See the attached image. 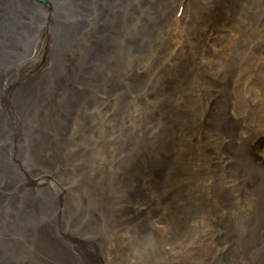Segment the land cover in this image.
<instances>
[{
  "label": "bare ground",
  "instance_id": "1",
  "mask_svg": "<svg viewBox=\"0 0 264 264\" xmlns=\"http://www.w3.org/2000/svg\"><path fill=\"white\" fill-rule=\"evenodd\" d=\"M89 1L90 70L95 72L96 78H102L112 68V60L117 57L115 70L120 62H137L135 56L145 52L157 35L163 34V40L172 46L171 53L173 48L177 49L184 42L185 33H175V26L167 28L166 34L153 0H50L48 5L35 0H0V264L99 262L94 260L93 248L100 240L96 234H90L92 241L89 240L86 231L90 230V210L83 206V200L79 197L89 191L90 182L85 181L90 179V171L92 175L99 177L98 183L102 186H105L103 181L107 187L116 182V177L109 170L104 176L102 168L110 160L118 163L123 154L116 153L112 157L101 145L113 143L118 148L122 147V141L116 140L120 139L118 135H110L118 130V119H104L105 124L99 125L105 132L95 130L93 139L89 134H80L81 127L73 125L76 138L73 139L74 145H71L63 144L60 138H65L64 136H59V142L39 137L43 133L34 132L33 126L28 125V119L25 118L31 90L40 88L42 74L56 60L60 41L72 32L77 14L87 7ZM182 1H186V4L179 17ZM163 8L170 10L174 25L178 23L188 27L190 24V32L202 53L218 54L227 46V33L236 13V0H165ZM138 70L133 66H127L125 70L126 77L130 78L132 84L141 82L138 79L141 70ZM132 120L137 127L141 125L137 122L144 121ZM121 121L128 125L127 119ZM44 122L50 123L47 120ZM82 122L80 119V125ZM94 122L96 123L95 120ZM218 123L222 128L220 134H216L217 140L228 145V149H237L234 148L235 145L241 147L239 150L243 151L242 157L248 166L264 172V153L260 156L252 147L255 140H258L257 133L264 129V125L259 126L253 120H248L246 124L243 121L241 126L251 127L243 130L245 137H242L236 134L239 128L229 129L230 124L226 120ZM53 124L52 129L57 135L61 129L72 126L70 119H55ZM237 124L236 122L233 127ZM45 126L47 124L43 125ZM121 131L120 135L127 132L125 129ZM114 138L116 139L113 140ZM257 142L264 147L261 145L263 140ZM139 144L143 148L142 143H138L126 155L130 156L131 152L138 150ZM208 149L209 152L213 150L211 147ZM89 151H94L91 155L95 158L88 157ZM194 159H200L197 153ZM224 160L228 163L233 161L228 156ZM157 162L132 168L131 183L126 187L133 188L134 185L135 188H145V192L149 191L150 195L143 196L155 197L168 205L165 207L161 203V217L155 218L156 212L154 216L148 215V218L139 222L138 228L154 231L157 228V241L153 249L145 252L149 254V259L139 258L141 252L132 247L129 251L138 260L131 264H263L261 248L264 247V225L260 229L245 230L239 223L247 220L253 212L263 214V204H255L264 199V177L262 182L256 179L243 184L245 180L235 178L237 176L231 170L233 177L229 175L233 178V192L223 184L229 190L226 191L222 185V189L217 192L220 197L217 195L206 200L207 197L200 194V207L207 216L202 220L207 229L200 232L199 228L187 227L185 216L187 206L181 184L190 170L184 173L183 163H179V160L175 162L173 158H165L159 166L156 165ZM217 163L218 159H214L204 171L202 168H194L197 180H202V185H198L202 190L205 191L208 187V180L205 182L208 171L213 173L218 170ZM86 165L90 166V171H86ZM79 167L86 172L74 175L70 180L81 183L82 188L62 179L55 182L56 175L64 173L69 176ZM135 169H141L137 176H133L138 171ZM226 174L223 171L221 176ZM159 182L172 187L164 192L157 188ZM259 189L261 192H255ZM126 193L128 192L123 194ZM172 195L177 199L173 200ZM142 199V196L135 198L139 201ZM203 200L206 201L203 203ZM122 222L118 218L115 222L112 220L106 229L113 234V231L120 229ZM189 230L195 231L194 237L187 233ZM122 249L124 248H115L119 257H108L107 264H124ZM153 259L156 260L155 263H152Z\"/></svg>",
  "mask_w": 264,
  "mask_h": 264
},
{
  "label": "rangeland",
  "instance_id": "2",
  "mask_svg": "<svg viewBox=\"0 0 264 264\" xmlns=\"http://www.w3.org/2000/svg\"><path fill=\"white\" fill-rule=\"evenodd\" d=\"M153 2L165 31L175 26L174 30L172 29L175 33H185L182 45L177 49L173 48L171 53L172 46L163 40V34L157 35L145 52L135 56L137 62L133 61L130 64L120 62L115 70L117 57L112 60V68L102 78H96L95 72L90 70L89 1L87 7L77 14L72 32L60 41L56 60L51 62L53 66L42 74L40 88L31 90L27 103L25 118L28 119V125L33 126L34 132H42L43 135L39 137L57 142L59 136H64L65 138H60L63 144L74 145L72 143L76 137L73 125L81 127L80 134H89L93 139L95 130L105 132L99 125L105 124L104 119L119 121L118 130L115 131L118 134L110 135H118L121 140L116 138L113 140L122 141L123 148H118L113 143L101 145L112 157L116 153L123 154L118 163L110 160L109 164L113 166L107 164L102 168L103 175L105 176L109 170L112 176L116 177V182L107 187L101 179L105 184L102 186L98 183L99 177L92 175L90 166L86 165L88 167L86 171H90V179L85 181L90 182L89 191L79 197L83 200V206L90 210V230L86 231L89 240L92 241L90 234L98 235L100 240L99 244L94 245L95 251L92 250L94 260L99 261L98 264H107L108 257L109 259L119 257L114 250L115 248L121 250V247L124 248L122 249L124 264L138 260L134 253L129 251L132 247L141 252L139 258L149 259V254L145 252L153 249L157 241V228L152 227L155 231L142 229L138 228V224L148 218V215L154 216L156 212L155 218L161 217L162 211L159 210L162 207L161 203L165 207L168 205L155 197L143 196L150 195L149 191L145 192V188H135L134 185L133 188H126L131 183L132 168H138L139 165L144 167V164L149 165L159 159L157 166L165 158H173L175 162L179 160V163L184 159L182 162L184 173L190 170L186 178L183 177L181 184L187 206L185 212L187 227L199 228L200 232L207 229L202 221L207 216L200 207L199 201L202 198L200 194H204L206 200H211L210 197L217 195L220 197L217 192L223 186L226 191L229 187L233 192L232 171L237 176L235 178L245 180L243 184L256 179L261 181L264 177V172L248 166L242 157L243 151L239 150L241 147L235 145L234 148L237 149L233 150L232 147L228 149V145L216 138V134H220L222 128L218 123L220 120H226L230 124L229 129L239 128L236 134L242 137L245 134L243 130L251 127L243 124L241 126L243 121L246 124L248 120H253L258 122L259 126L264 125V1L236 0V13L231 29L227 33L229 36L227 46L218 54L212 55L202 53L196 46L189 23L188 27L176 22L174 25L170 10L163 8L165 0ZM181 3L185 8L186 3L184 4V1ZM127 66L141 70H138L140 73L138 79L141 82L138 84L130 82L125 73ZM55 119H70L72 126L61 129L57 135L52 129ZM80 119L83 120L81 125ZM121 119H127L128 125L122 123ZM132 119L144 121L137 122L141 124L137 127ZM236 122L238 124L233 127ZM44 124L47 126L43 127ZM122 129L127 132L120 135ZM257 137L258 140H255L252 147L261 156L264 147L257 141L260 139L264 141V129L257 133ZM138 143H142L143 148L139 144L138 150L131 152L130 156L126 155V152H130ZM210 147L213 149L211 152L208 149ZM92 152L94 151L88 152L89 158H95L91 155ZM195 153L200 159H194ZM225 155L233 161L226 162ZM214 159H218V170L213 173L208 171V178L205 180V182L208 180V187L204 191L198 186L202 185V180H197L195 169L202 168L204 171ZM262 159L264 160V156ZM135 170L138 171H134L133 176L141 173V169ZM86 171L79 167L69 176L64 173L56 175L54 180L58 183L62 179L68 184H77L78 188H82L81 183H74L70 177L79 176ZM223 171L232 177L227 174L221 176ZM224 181L226 182L223 183ZM262 183L264 186V182ZM169 187L172 186L157 183V188L164 192ZM79 191L81 192V189ZM124 192L128 193L123 194ZM251 192L254 194V190L251 189ZM255 192L261 191L259 189ZM140 196L143 197L141 201L135 200ZM171 197L173 200L177 199L174 195ZM259 204L264 206V199L256 201L255 205ZM117 218L123 220L120 229L113 231V234L109 233L106 229L108 224H111L112 220L115 222ZM239 224H242L245 230L260 229L264 225V212L263 214L253 212L247 220L240 221ZM187 233H191L193 237L196 234L191 230ZM133 234L135 237H131ZM261 253L264 256V247L261 248ZM155 262L153 259L152 263Z\"/></svg>",
  "mask_w": 264,
  "mask_h": 264
},
{
  "label": "water",
  "instance_id": "3",
  "mask_svg": "<svg viewBox=\"0 0 264 264\" xmlns=\"http://www.w3.org/2000/svg\"><path fill=\"white\" fill-rule=\"evenodd\" d=\"M43 5H48L50 3V0H35Z\"/></svg>",
  "mask_w": 264,
  "mask_h": 264
}]
</instances>
